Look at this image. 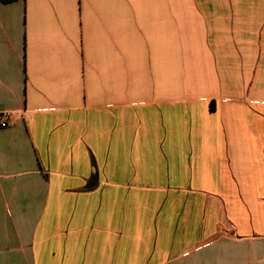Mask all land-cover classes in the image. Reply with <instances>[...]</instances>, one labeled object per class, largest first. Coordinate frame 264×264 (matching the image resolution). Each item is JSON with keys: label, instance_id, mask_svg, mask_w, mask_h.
Listing matches in <instances>:
<instances>
[{"label": "crops", "instance_id": "crops-1", "mask_svg": "<svg viewBox=\"0 0 264 264\" xmlns=\"http://www.w3.org/2000/svg\"><path fill=\"white\" fill-rule=\"evenodd\" d=\"M0 264H264V0L0 3Z\"/></svg>", "mask_w": 264, "mask_h": 264}, {"label": "built area", "instance_id": "built-area-1", "mask_svg": "<svg viewBox=\"0 0 264 264\" xmlns=\"http://www.w3.org/2000/svg\"><path fill=\"white\" fill-rule=\"evenodd\" d=\"M8 126V113L1 112L0 113V129L6 128Z\"/></svg>", "mask_w": 264, "mask_h": 264}, {"label": "trees", "instance_id": "trees-1", "mask_svg": "<svg viewBox=\"0 0 264 264\" xmlns=\"http://www.w3.org/2000/svg\"><path fill=\"white\" fill-rule=\"evenodd\" d=\"M15 1H17V0H0V3H2V4H10V3H13Z\"/></svg>", "mask_w": 264, "mask_h": 264}]
</instances>
